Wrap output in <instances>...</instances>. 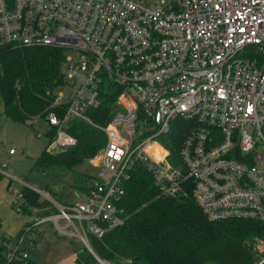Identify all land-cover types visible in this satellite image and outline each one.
Listing matches in <instances>:
<instances>
[{
  "label": "built area",
  "instance_id": "2783aa9c",
  "mask_svg": "<svg viewBox=\"0 0 264 264\" xmlns=\"http://www.w3.org/2000/svg\"><path fill=\"white\" fill-rule=\"evenodd\" d=\"M2 44L75 51L63 72L70 98L55 99L64 113L47 115V151L77 142L67 129L74 119L106 135L87 190L73 188L70 200L46 196L49 210L3 243L10 253L31 255L49 222L107 264L89 235L123 223L125 183L137 165L163 196L190 191L208 218L264 222V0H0ZM105 81L121 90L99 122L91 113ZM251 248V264H263L264 246Z\"/></svg>",
  "mask_w": 264,
  "mask_h": 264
},
{
  "label": "trees",
  "instance_id": "16d2710c",
  "mask_svg": "<svg viewBox=\"0 0 264 264\" xmlns=\"http://www.w3.org/2000/svg\"><path fill=\"white\" fill-rule=\"evenodd\" d=\"M63 51L55 46L0 45V97L7 117L24 122L36 115L47 118L51 111L63 115L64 105L55 103L56 88L64 81L60 67ZM120 90L121 86L111 81L103 83L105 99L98 109L90 111L95 120L106 122L108 105ZM67 129L77 137V142L56 151L43 149L33 166L59 176L71 171L73 187L87 190V182L93 176L77 172L75 167L96 154L106 135L82 119L72 120ZM53 132L51 126L47 137ZM182 136L177 135L176 145ZM163 142L171 152L175 151L171 142ZM3 177L0 171V180ZM20 196L27 206L43 207L49 203L27 184L22 186ZM122 206L123 223L100 237L89 235L97 255L115 264H251V245L258 242L260 248L264 246V222L208 218L190 191L175 197L160 194L152 174L142 165H137L126 180ZM41 256V250L24 257L0 245V264H40ZM75 264L101 263L83 245L76 250Z\"/></svg>",
  "mask_w": 264,
  "mask_h": 264
},
{
  "label": "rangeland",
  "instance_id": "374dc122",
  "mask_svg": "<svg viewBox=\"0 0 264 264\" xmlns=\"http://www.w3.org/2000/svg\"><path fill=\"white\" fill-rule=\"evenodd\" d=\"M74 54L75 51L72 49L63 51L60 64L62 72L67 64L66 58ZM71 92L70 81L64 76V81L56 88V94L65 101L70 98ZM50 128L47 118L41 115L32 117L30 123L29 120L21 122L10 119L3 113L0 97V167L13 175L10 177L4 174L0 180V245L5 242L10 246L11 239L32 215L36 216L49 210L48 206L26 205L19 194L24 184L35 187V190L40 189V199L46 196L60 201L72 199V189L75 187H73L74 179L71 171H64L59 176L33 166L41 151L47 150L46 134ZM39 132L42 135H38ZM9 148H14L15 153L10 154ZM97 154L96 152L94 156L84 160L75 167V170L88 176H96L100 169ZM12 203L15 205L12 206ZM18 205L20 209H16L15 206ZM36 243L42 248L40 264H73L74 252L78 248H83L79 240L59 235L49 222L41 226ZM36 243L34 248H29L33 255L38 252ZM101 260L105 261V259ZM105 262L115 264L107 260Z\"/></svg>",
  "mask_w": 264,
  "mask_h": 264
},
{
  "label": "crops",
  "instance_id": "0c3cea01",
  "mask_svg": "<svg viewBox=\"0 0 264 264\" xmlns=\"http://www.w3.org/2000/svg\"><path fill=\"white\" fill-rule=\"evenodd\" d=\"M29 123H30V121H29ZM14 153H15V151H14V152H11L10 154H14ZM33 188H35V187H33ZM36 190H38L39 192L41 191L40 189H37V188H36ZM40 230H41V229H40ZM36 247H37L38 250L42 249V248H40V246H39L37 243H36ZM72 257H73V258H72V259H73V262H72V263L75 264L76 252H74V254H73Z\"/></svg>",
  "mask_w": 264,
  "mask_h": 264
}]
</instances>
